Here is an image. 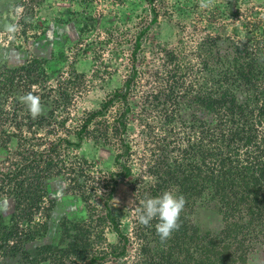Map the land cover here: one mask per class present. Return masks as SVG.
<instances>
[{
  "label": "trees",
  "instance_id": "obj_1",
  "mask_svg": "<svg viewBox=\"0 0 264 264\" xmlns=\"http://www.w3.org/2000/svg\"><path fill=\"white\" fill-rule=\"evenodd\" d=\"M244 34V41L249 36L251 44L244 42V49L237 53H246L247 61H235L228 66L229 70L214 73L208 70L211 55L204 60L198 56L202 82L208 87L199 89L189 102L183 94H173L174 75L164 81L165 99L177 115L175 118L168 113L167 123L173 124L177 119L172 132L183 145L173 164L162 165V185L145 194L156 197L166 190L178 189L177 194L185 197L186 205L178 221L180 227L166 242L161 243L156 233L158 218L153 219L152 227L143 225L139 229L140 241L142 238L144 243L131 264H246L256 245L264 247V135L259 136L256 131L258 126H264V83L260 81L264 80V53L256 48L252 54L258 38L264 41V31L255 29ZM218 36L211 41L213 44ZM167 61L176 66L173 56ZM254 80L262 83L258 91L252 89ZM12 82L11 78L3 79L0 84L11 86ZM239 90L247 92V96L237 93ZM181 104L189 110L187 117L180 118L184 111ZM20 166L12 178L0 182L16 197L9 218L0 214L1 257H16L18 264H66L72 260L102 264L107 256L115 259L124 254L127 238L109 212L105 218L112 226L116 244L106 251L94 248L90 226L78 221L61 224V236L69 238L65 247L45 244L32 251L26 249L24 244L45 233L46 223L34 222L32 215L45 189L43 174L50 163L21 155ZM207 217L216 225L218 222V231L207 229ZM101 219L94 221L102 225ZM94 221L89 218L90 223ZM143 235L151 239L145 241ZM94 237L96 242L101 238L100 234ZM61 241L56 242L59 245Z\"/></svg>",
  "mask_w": 264,
  "mask_h": 264
},
{
  "label": "rangeland",
  "instance_id": "obj_2",
  "mask_svg": "<svg viewBox=\"0 0 264 264\" xmlns=\"http://www.w3.org/2000/svg\"><path fill=\"white\" fill-rule=\"evenodd\" d=\"M18 1L0 0V35H2L1 32L5 31L6 25L12 23V20L17 21L21 17V14L12 12L13 9L18 8ZM157 1L159 7L152 13L155 19L151 20L152 16L149 15L145 5L146 3L152 4L153 0H44L43 6L36 13L32 12L33 14L29 18L30 23L26 26L27 29H24V26L20 23L21 30L12 33L15 37L14 40L17 41L21 38L24 40V34L21 32L25 30H30L34 35L30 36L29 40H24L25 42L20 41L23 44L21 46L20 44H12L4 48L0 45V48L6 49V51L22 52L16 53V58L19 57L21 61L10 66L5 60L0 59V68L14 71L23 65L28 58L33 59V72H37L41 75V78L45 79L44 87L39 90L36 96L40 99L44 98L40 101L43 109L40 116L44 117V121H47V118L52 115L47 97L57 95L59 91L58 82L62 83L61 80H67L68 83H73L76 80L75 77L89 71L96 61L102 64V67L107 62L111 65L113 57L110 53H107V45L104 39L99 41L98 32L111 26L121 30L125 28L128 31L126 38H129V40L124 38L123 41H129V44H131L135 36H138L140 41V54L137 60L139 68L133 76V82L129 87L127 96V103L130 108L127 111L128 126L137 131H142L144 142H146L145 136L148 131L144 129V126L148 123L149 118L155 116V113L149 115L150 107L153 105L150 97L157 92L155 77H164L168 72L166 71L168 67L161 56L163 50L169 51V49L178 48L181 53H187L186 55L205 53L207 45L208 47L212 46L210 42L217 40V36L220 35L216 43L219 45L221 53L224 54L223 56H227V53H237L239 49H244V42L248 41L251 44L249 36L244 41L243 36H246L244 33L255 29L258 32L264 31V0H213V4L208 8L200 7V0ZM138 15L143 17L141 26L136 24L137 22L135 23V20L139 17ZM145 25L146 29L142 31ZM19 32L20 34L17 36L16 34ZM203 40H207V44L198 46ZM219 41L227 44H225V49L221 47ZM254 47V53H256V48L262 49L260 53H264L263 39L258 38ZM33 48L35 51H32ZM208 52L211 53L210 48ZM118 57L115 58L117 65H121L123 59L120 56ZM183 64L187 66V76L192 75L189 70L196 69V59L187 58ZM209 69L213 70L212 68ZM102 75L107 76V74ZM125 76L127 77L128 73ZM185 78L184 85L190 83L193 77ZM96 80V76H94L93 81ZM123 80L117 75H108L105 84L106 91L116 90ZM256 84H258V80ZM2 91L3 89L0 87V122L2 114L10 119H14L12 114L22 119L21 117L24 114L29 113L26 105L19 99L28 93L24 88L15 86L14 89L9 91H12V93L6 101L2 98ZM148 101L150 104H148ZM93 103L89 104L88 107H95ZM16 123L25 127L23 122L17 121ZM1 125L0 129L5 127L4 131H8L11 127L10 122L5 126L2 123ZM62 128L60 122L53 121L45 134L38 132L37 128H33L32 125L28 129L29 131L19 128L14 134L19 135L18 131L24 130V136L29 137V141H23L22 145L27 144L25 146L27 147L30 145L33 136L41 137V139L48 134H51L50 137L62 135L66 137L67 131ZM256 131H258L259 136H263L264 126H258ZM2 134L0 147L3 140H8V136L4 135L3 131ZM159 134L158 128H156L154 134L151 135V140H147L143 145L152 149L150 144H153V137L158 138ZM79 136L81 138L82 135ZM3 151L0 150V169H5L6 164L9 165L8 150L3 149ZM80 151L81 155H84L87 159H90L91 156L95 158L103 169L113 168L112 156L107 152L109 150L100 149L97 153L93 149L82 147ZM112 180L110 183L111 194L105 198L107 209L113 215L118 228L126 234L128 243L123 244L124 254L121 257L117 256L119 257V259L116 258L117 261H113L109 257L106 259L110 264H131L139 254L140 245L144 243L142 238L140 241L134 237V234H129L130 227L134 225V220L138 226H142L135 215L131 213L133 210L131 208L132 198L130 193L135 191L136 188L132 185L130 180L133 179L129 176L121 178L114 175ZM46 190L51 206L49 221H45L46 226L43 237L24 244V247L29 251L45 244H53L57 248L65 247V242L69 238L66 235L61 236V224L67 223L68 225L73 221H86L84 202L81 199L64 194L58 182L48 184ZM68 210L75 211V216H70ZM11 211V203L2 200L0 202V214L8 219ZM205 220L207 229L211 228L213 231H218L220 228L218 222L216 225L209 217ZM152 224L153 220L150 222V225ZM213 233L215 232H210V234ZM102 234V239L105 240L106 244L109 246L116 244V238L109 229L103 231L102 226ZM143 237L145 241L151 239L147 235H143ZM58 239H62L59 245L57 244ZM250 256L246 264H264V247L256 245L254 253ZM1 262L2 264H18L16 257L11 256L6 257L3 261L1 260L0 264ZM66 264L81 263L72 260L71 263L66 262Z\"/></svg>",
  "mask_w": 264,
  "mask_h": 264
},
{
  "label": "built area",
  "instance_id": "obj_3",
  "mask_svg": "<svg viewBox=\"0 0 264 264\" xmlns=\"http://www.w3.org/2000/svg\"><path fill=\"white\" fill-rule=\"evenodd\" d=\"M43 2L44 0H19L17 2L18 8L11 10L14 14H21V17L17 21L12 20L10 24L16 25L17 31L21 30L19 27L20 23L24 26V29H27L26 26L30 23L29 18L32 16V12L36 13L43 6ZM145 6L149 15L152 16L151 20L155 19L152 13L159 7L158 1L153 0L152 4L146 3ZM98 10L100 11V9ZM138 16L135 23L137 22L136 24H140L141 26L143 17L141 15ZM143 29L142 31H145L146 25ZM21 33L24 34V40H29V37L34 35L30 30H25ZM127 33L128 31L125 28L121 30L113 26L98 32L99 41L104 39L107 45V53H110L111 57H113L111 65L107 62L102 67V64L96 61L89 71L75 77L76 80L73 83H68L67 80H61L62 83L57 81L59 84L57 95L47 97L52 114L47 118V121H44V117L40 115L39 117L33 118L28 113L24 114L21 117L22 119H19L14 114H12L14 119L7 118L5 114H2L0 122V126H2L1 123L5 126L9 122L11 126L8 131H4L5 127L0 129V138H3L2 131L4 135L8 136L7 141L3 140L1 142L2 146L0 150L4 152L3 149H7L9 156V165L6 164L5 169H0V182L7 181L8 178H12L20 171L22 166H20L21 155L24 158L34 156L37 160L40 159L50 163L49 169L43 174L45 175L43 179L45 189L42 192L37 209L32 215L33 221L40 223L49 221L51 206L49 205V197L46 194L48 191L46 188L48 184L58 182L64 194L84 201V205L87 207L85 223L90 226L88 230L91 232L90 241L94 244V248L100 247L104 251L107 250L109 245L102 239V226L103 231L109 229L114 235L112 226L105 218L108 213L105 198L111 194L110 183L113 181V176L116 175L123 178L126 175L124 173H127V176L133 179L130 181L136 189L130 193L132 198L131 208L133 210L131 213L137 218L136 208L140 206V201L144 199L142 196L145 195V192L149 193L152 188L157 189V186L162 185L164 179L162 165L164 163L173 164L175 154L179 153L180 147L183 145L181 138H178L179 136L172 132L175 129H172V127L175 125L177 119L174 120L173 124L167 123L168 113L169 115L171 113L174 114L175 118H177V115L175 114L174 106L169 104L167 99H165L166 87L164 81L169 80L170 76L174 75L171 82L173 94H183V99L189 102L190 98L199 89L208 87L202 82L203 77L198 59L199 57L203 60L205 57L207 59L209 48L211 51V58L208 59L209 68H212L214 73L229 70L228 66L235 61H247L244 58V54L246 53H227V56H223L224 54L221 53L222 51L219 45L217 43H214L216 44L214 45L212 42H210L212 46L208 47L207 45V48H205V53L186 55L187 53H181L178 48H172L169 51L163 50L161 56L168 67L167 70L165 69L168 72L164 77H155L157 92L150 97L153 105L150 107L151 110L149 112V115L155 113V116L149 118L148 123L144 126V129L148 131V135L146 134L145 136L146 142L147 140H151V135L154 134L156 128H158L160 134L158 136L159 139L155 136L153 137V144H150L152 145V149H149L143 145L146 142H144V134H142V131H137L128 126L127 111L130 108L128 107L127 96L129 87L133 82V76L139 68L137 60L140 54V41L138 40V36L132 39L131 44H129V41H123L124 38L129 40V38H126L128 36ZM1 34L0 45L4 48L12 44L23 45L20 42L24 41L23 38L17 41L14 40L15 37L13 34L7 33L6 31L1 32ZM19 34L20 32L16 35L18 36ZM223 41L219 42H221V47L225 49L226 43ZM136 44H138L137 48ZM206 44L207 40H203L198 46ZM118 56L123 59L121 65H117L115 58ZM170 56L174 57L176 66L168 63L167 60ZM187 58L196 59V69L189 70L190 74H192L189 76H187V66L183 64ZM32 60L28 58L23 65L14 71L0 68V81L10 78L13 80L11 86L7 83L5 86L0 84L1 89H3L1 92L3 100L6 101L10 98L9 95H11L12 91H9L14 89L15 86L24 88L28 93L34 92L35 95L44 87L45 79L41 78V75L37 72H33ZM100 60L102 61V59ZM127 73L128 76L126 77L125 75ZM102 74H107V76L105 77ZM108 75H117L119 78L124 79L116 90L106 91L105 84ZM94 76H96V81H93ZM185 77H193L194 79L192 78L190 83L184 85ZM72 78L74 77L72 76ZM260 81L264 83V80L260 79ZM254 82L255 80L251 84L252 89L260 90L262 83L260 85ZM237 93H242L244 96H247V92L242 90H239ZM42 100L44 98L40 99V101ZM92 103L93 105L95 104V107H88ZM148 104H150L149 101ZM181 106L183 107L181 110L184 111H182L180 118L187 117L190 114L187 106L185 104H181ZM17 121L23 122L25 127L16 123ZM53 121L61 123L63 126L62 129L67 131L66 137L63 135L50 137L51 134H48L41 139V137L33 136L31 143H29L30 145L25 147L27 144L22 145L23 141H29V137L24 136V130L18 131L20 133L19 135L14 134L19 128H24L29 131L30 125L33 128H37L38 132L45 134L46 130L48 131L51 127ZM80 134L82 135L81 138L79 136ZM82 147L93 149L97 153L100 149L109 150L107 152L112 156L113 168L103 169L92 156L90 159H87L84 155H81L80 150ZM7 189L9 188L0 183V202L5 200L11 203L12 214L16 197L10 195ZM89 218L93 221L102 218L103 224H98L95 221L90 223ZM135 222L134 220V225L130 227L129 234H134V237L140 240L138 232L143 225L138 226ZM95 234H100L101 238L98 242L95 240ZM124 235L126 236V234ZM9 244L11 245L12 242H9ZM106 258L102 264H110ZM109 258L113 261L119 259L117 256L116 258L118 259Z\"/></svg>",
  "mask_w": 264,
  "mask_h": 264
},
{
  "label": "clouds",
  "instance_id": "obj_4",
  "mask_svg": "<svg viewBox=\"0 0 264 264\" xmlns=\"http://www.w3.org/2000/svg\"><path fill=\"white\" fill-rule=\"evenodd\" d=\"M212 4L213 0H200V7L202 8H208ZM17 30V26L14 24L5 26V31L7 33L12 34ZM19 99L26 105L33 118L42 114L43 109L38 96L29 92ZM177 193L178 189H169L156 197L145 194V198L140 201V206L136 208L138 222L146 227L150 225V222L154 218H158L159 222L155 225V228L161 243L170 239L173 231L178 230L180 227L178 221L186 205V199L182 194ZM82 202L84 201L82 200ZM84 207V214L86 217L87 207L85 205ZM106 210L109 212L107 207ZM110 215L113 216L111 213ZM6 257L8 256L1 257V260L3 261Z\"/></svg>",
  "mask_w": 264,
  "mask_h": 264
},
{
  "label": "crops",
  "instance_id": "obj_5",
  "mask_svg": "<svg viewBox=\"0 0 264 264\" xmlns=\"http://www.w3.org/2000/svg\"><path fill=\"white\" fill-rule=\"evenodd\" d=\"M32 51H35L34 48ZM2 53H6L5 55L2 54ZM16 53H22V52H15V51H6L3 50L2 48H0V59L1 60H5L6 63H8L10 66L15 64V63H19L21 61V59L19 57L16 58ZM70 212V216L74 217L75 216V211H71V210H68ZM73 214V215H72ZM78 214V212H77Z\"/></svg>",
  "mask_w": 264,
  "mask_h": 264
}]
</instances>
